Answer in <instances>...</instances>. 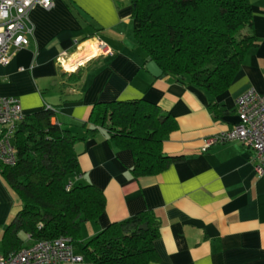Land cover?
<instances>
[{"label": "crops", "instance_id": "obj_1", "mask_svg": "<svg viewBox=\"0 0 264 264\" xmlns=\"http://www.w3.org/2000/svg\"><path fill=\"white\" fill-rule=\"evenodd\" d=\"M133 1L53 0L48 9L35 6L27 12L28 44L0 65V96L17 98L23 114L54 107L52 121L78 137L79 174L69 182L91 184L105 198L98 218L81 225L74 242L78 260L66 264H93L83 243L141 211H151L158 222L157 259L148 264H264V175L255 174L252 150L237 140L202 150L205 138L237 121L238 95L249 88L264 93V0H250L257 45L246 52L229 87L216 95L173 75L147 72L148 59L133 36ZM99 39L111 53L98 51ZM94 45L97 51L79 59ZM76 70L77 80L70 75ZM135 98L156 103L175 123L161 149L181 159L152 175L134 176L132 153L110 141L105 129L85 134L71 125L87 121L96 101ZM21 208L0 166L1 253L6 228ZM17 237L22 249L35 242L22 230Z\"/></svg>", "mask_w": 264, "mask_h": 264}, {"label": "trees", "instance_id": "obj_2", "mask_svg": "<svg viewBox=\"0 0 264 264\" xmlns=\"http://www.w3.org/2000/svg\"><path fill=\"white\" fill-rule=\"evenodd\" d=\"M132 29L146 58L154 60L163 75L212 95L229 87L246 52L257 45L250 0H134ZM80 73L70 75L77 80ZM54 117V107L24 114L12 139L16 162L0 163L2 176L22 201L4 233L5 253L22 249L19 230L35 242L68 236L74 243L81 225L104 211V195L95 186L72 182L66 188L79 174L74 150L78 137L52 121ZM71 125L84 128L85 134L105 129L110 141L132 153L134 176L156 174L181 159L161 149L163 138L175 127L172 116L144 98L96 101L87 121ZM157 235L154 214L141 211L109 223L82 248L93 264H148L157 259Z\"/></svg>", "mask_w": 264, "mask_h": 264}, {"label": "built area", "instance_id": "obj_3", "mask_svg": "<svg viewBox=\"0 0 264 264\" xmlns=\"http://www.w3.org/2000/svg\"><path fill=\"white\" fill-rule=\"evenodd\" d=\"M52 1L0 0V65L7 64L15 50L28 44L32 25L28 22L27 12L35 6L48 9ZM96 45L100 53H111L110 47L101 39ZM234 104L237 121L231 128L205 138L202 150L215 143L237 140L252 150L254 171L261 177L264 175V93L249 88L235 98ZM23 116L17 98L0 96V162L4 165L16 162L12 139ZM69 186L70 182L66 188ZM77 260L74 243L68 236L39 240L18 252H0V264H66Z\"/></svg>", "mask_w": 264, "mask_h": 264}, {"label": "water", "instance_id": "obj_4", "mask_svg": "<svg viewBox=\"0 0 264 264\" xmlns=\"http://www.w3.org/2000/svg\"><path fill=\"white\" fill-rule=\"evenodd\" d=\"M145 69L147 70L148 73H150L154 77L163 76L162 69L152 59H148L147 60V62L145 64ZM139 227L142 228V229H145L146 224H142Z\"/></svg>", "mask_w": 264, "mask_h": 264}, {"label": "bare ground", "instance_id": "obj_5", "mask_svg": "<svg viewBox=\"0 0 264 264\" xmlns=\"http://www.w3.org/2000/svg\"><path fill=\"white\" fill-rule=\"evenodd\" d=\"M95 51H97V49H96V45H94L93 47H88L87 49H86V51H84V52H81V54H80V56L79 57H82V58H79V59H85V58H87L88 56H90V55H92ZM78 58H76V59H74V60H71L70 62H69V64H70V67H73L74 65H75V62H79V60H77ZM77 60V61H76Z\"/></svg>", "mask_w": 264, "mask_h": 264}, {"label": "rangeland", "instance_id": "obj_6", "mask_svg": "<svg viewBox=\"0 0 264 264\" xmlns=\"http://www.w3.org/2000/svg\"><path fill=\"white\" fill-rule=\"evenodd\" d=\"M243 31H245V30H243ZM243 31H242V32H243ZM73 58H74V57H73ZM202 147H203V146H202ZM76 244H77V243H76ZM77 245H78V244H77ZM80 249H81V248H80Z\"/></svg>", "mask_w": 264, "mask_h": 264}]
</instances>
